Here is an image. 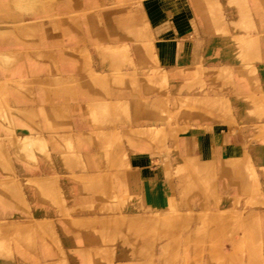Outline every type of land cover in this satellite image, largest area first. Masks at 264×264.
Returning <instances> with one entry per match:
<instances>
[{
	"label": "crops",
	"instance_id": "crops-1",
	"mask_svg": "<svg viewBox=\"0 0 264 264\" xmlns=\"http://www.w3.org/2000/svg\"><path fill=\"white\" fill-rule=\"evenodd\" d=\"M23 6L0 0V159L11 157L0 181L15 186L0 188V222L44 239L13 242L0 264H264V22L254 5L241 22L224 5L218 23L193 0L88 8L75 20L64 5L47 21L45 5ZM241 40L259 47L243 52ZM38 181L57 195H39ZM113 202L125 205L117 217L176 208L192 237L202 225L201 261L194 243L186 261L167 242L154 259L141 244L104 245L85 225Z\"/></svg>",
	"mask_w": 264,
	"mask_h": 264
},
{
	"label": "rangeland",
	"instance_id": "rangeland-1",
	"mask_svg": "<svg viewBox=\"0 0 264 264\" xmlns=\"http://www.w3.org/2000/svg\"><path fill=\"white\" fill-rule=\"evenodd\" d=\"M19 3H22L25 8L29 9H40L45 5V21L55 20L60 14L57 11L58 7L64 8V5L67 9H70L66 14H72L73 19L78 18L77 16L84 14V9L92 10L94 14L99 15L105 13L108 5L113 6L114 9H137L142 3L149 0H18ZM194 4L199 5L198 9L201 14L205 15L209 20L214 23H218L220 20H223V11L222 8L224 5L227 7H236L238 9L237 18L238 20L245 21L247 18L246 10H248V4L252 3L254 8L258 10V14L262 16L264 22V0H225V2L220 5L218 0H193ZM70 6V7H67ZM77 5V7H73ZM107 5V6H106ZM63 14V13H62ZM76 17V18H75ZM22 30L28 31L30 25L24 24ZM25 29V30H24ZM248 30V28H247ZM264 35V31L262 32ZM259 47L258 44L247 42L246 40H241L238 46H241L242 51H248L251 48ZM2 56L0 55V58ZM241 62L243 64H248L249 59L242 58ZM223 73H219L218 78L222 79V76L225 77ZM264 130V126H263ZM26 140V141H25ZM22 144L16 147V154L19 158L27 159L26 154H32L34 150L33 142L26 138ZM32 142V143H31ZM26 143V144H24ZM31 143V145L29 144ZM29 146H28V145ZM33 144V145H32ZM3 141L0 140V150L3 147ZM11 157L6 155L0 159V165L4 168L10 166ZM38 188L39 195L46 196H56L55 192L45 191V183L38 181L34 183ZM0 188L4 191L15 190L13 180L9 181H0ZM54 191V190H53ZM55 207H58V204H54ZM125 209V205L119 202H113L109 205H102L100 208L101 216H106V218H95L88 221L85 225L95 229L97 238L104 245H112L115 247L118 242L125 240L126 243L132 244H141L144 247V252L146 258L154 259V253L151 249L155 244L159 242H167L171 247H176L177 252L172 253V260L179 261L180 259L187 260L189 252L186 250L187 247L191 244H195V250L193 253V259L195 262H200L202 258L201 244L205 240V235H203V226L201 225L198 230L195 232L192 237V232L189 230V227L186 226L185 220H180L178 217V210L176 208H171L167 210L164 214L161 215H146L142 217H126L115 215L120 209ZM72 211V210H71ZM110 214V215H109ZM67 216L70 215V212H67ZM70 221V222H69ZM70 227H73L77 224L69 220ZM207 222V221H206ZM215 222V221H213ZM11 227V226H10ZM188 230V231H187ZM41 232L42 229L38 228L36 230ZM34 231V233L36 232ZM126 235H122V233ZM120 233V234H119ZM187 234V235H186ZM44 239L43 235L37 236L32 234L31 230L22 229L16 226H12L10 229L8 225L3 222H0V253H5L11 251V244L15 242L17 245H23L29 247L31 245H36L37 239ZM216 241V240H215ZM214 241V242H215ZM216 243V242H215ZM214 243V244H215ZM183 248V252H180L179 249ZM109 254V253H107ZM106 253L102 251L95 252V258H108ZM170 255V254H169ZM149 258V259H150Z\"/></svg>",
	"mask_w": 264,
	"mask_h": 264
},
{
	"label": "bare ground",
	"instance_id": "bare-ground-1",
	"mask_svg": "<svg viewBox=\"0 0 264 264\" xmlns=\"http://www.w3.org/2000/svg\"><path fill=\"white\" fill-rule=\"evenodd\" d=\"M53 24H54V23H53ZM23 25H24V24H23ZM28 25H29V24H28ZM24 26H25V25H24ZM54 26H55V25H54ZM25 27H27V26H25ZM31 28H32V25H31V27H29L28 29H31ZM55 28H56V27H55ZM20 30H22V29H20ZM24 30H25V29H24ZM26 31H27V30H26ZM27 37H28V36H27ZM25 38H26V37H25ZM29 38H30V37H29ZM0 55H2V54H0ZM3 58H4V57H3ZM0 60H1V58H0ZM2 60H3V59H2ZM28 139H29V138H28ZM25 141H26V140H25ZM31 143H32V142H31ZM31 143H30V144L28 143V144L31 145ZM24 144H26V143H24ZM28 144H27V145H28ZM29 145H28V146H29ZM32 145H33V144H32Z\"/></svg>",
	"mask_w": 264,
	"mask_h": 264
}]
</instances>
